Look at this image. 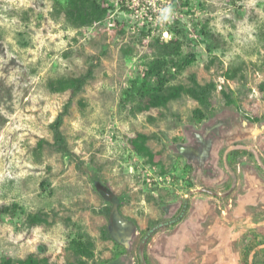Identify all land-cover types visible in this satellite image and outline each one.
Masks as SVG:
<instances>
[{"label":"rangeland","instance_id":"obj_1","mask_svg":"<svg viewBox=\"0 0 264 264\" xmlns=\"http://www.w3.org/2000/svg\"><path fill=\"white\" fill-rule=\"evenodd\" d=\"M100 1L107 17L76 27L64 2L0 0V205L21 208L0 219V261L37 253L54 264L75 263L70 242L81 228L94 242L89 264H172L162 252L172 251L175 236L183 238L176 264H243L249 233L264 231V0ZM169 6L170 22L159 21ZM177 31L182 56L195 62L172 85L190 87L195 78L215 89L209 104L183 95L149 108L143 86H154L155 78L148 63ZM90 68L93 78L62 127L85 162L78 169L47 144L70 97L48 84ZM230 117L244 136L214 133L209 157L195 155L194 145L204 148L196 134ZM139 134L151 138L148 155L131 145ZM212 164L219 179L205 186L215 177ZM97 181L122 198L121 213L137 222L127 249L102 238L108 220L91 209L109 204ZM196 189L213 195L191 193ZM187 203L182 220L159 228L141 253V232L176 219ZM37 213L45 222L31 228L27 216Z\"/></svg>","mask_w":264,"mask_h":264},{"label":"trees","instance_id":"obj_2","mask_svg":"<svg viewBox=\"0 0 264 264\" xmlns=\"http://www.w3.org/2000/svg\"><path fill=\"white\" fill-rule=\"evenodd\" d=\"M57 3H65V15L70 23L76 27L92 26L95 23L102 22L108 14L109 9L104 7L100 0H53ZM180 31L174 32V37L167 43L158 45L159 54L148 63V76L155 78L154 86H143L144 98L148 99L149 108H160L166 106L169 102L181 98L183 95H189L203 104H209L208 99L215 89V84L207 85L199 84L195 78H192L190 87L182 85H172L182 71L191 66L195 62L194 55L182 56L184 42L179 38ZM93 78V68H90L86 74L79 77H60L49 82L48 87L54 93L70 92V97L63 107V110L54 122L50 125L54 136V143H47L55 151L75 162L78 169L85 166V162L79 157L76 152H73L62 132V127L66 117L69 115L73 105L74 98L81 93L88 82ZM195 115H204L200 109L195 110ZM215 135L213 134V137ZM217 137V136H216ZM150 136L139 134L137 139L131 141L133 149L141 155H148L149 148L147 142ZM198 143L204 145L201 156L209 157L213 142L206 139V134H196ZM212 142V143H211ZM97 192L102 197L103 201L109 204L108 206L99 209L92 208L94 214L103 215L107 218L108 223L102 228V238L104 240H113L119 247L128 248L129 235L138 229L135 219L124 216L121 213L123 206L122 198L113 191L107 189L105 183L96 182ZM188 203L182 208L181 215L170 221H161L154 223L147 229L141 232L140 252L146 253L148 243L152 236L159 228L169 224H177L182 219ZM21 208L19 205H0V219L2 216H13L17 214ZM45 215L37 213L27 216L29 227H36L45 222ZM80 228V227H79ZM251 239L250 244L242 253L243 264H264V231L257 230L249 233ZM70 249L76 257L75 263L69 264H89L88 261L94 255L93 239L86 233L77 231L75 237L70 242ZM146 260V258H145ZM0 264H54L51 263L49 257L32 253L24 259L6 258L0 261Z\"/></svg>","mask_w":264,"mask_h":264},{"label":"flooded vegetation","instance_id":"obj_3","mask_svg":"<svg viewBox=\"0 0 264 264\" xmlns=\"http://www.w3.org/2000/svg\"><path fill=\"white\" fill-rule=\"evenodd\" d=\"M235 124H236V121H234V119L232 118V117H230V118H225V119H218V121H216L215 122V124L214 125H210V129H208L206 132V138H207V140L209 139V140H211V141H213V143H214V140L213 139H215L214 137H213V134L215 133V134H217V138H220V137H222V134L223 133H226V134H228V133H230V132H232V131H236L235 133H237L238 131H237V129H239V126L237 125V126H235ZM240 124V123H239ZM241 127L243 128L244 126H243V123H241ZM241 128V129H242ZM236 129V130H235ZM246 129H249V128H246ZM245 129V130H246ZM259 130L260 131H263L264 130V122L261 124V125H259ZM244 132V131H243ZM243 132H241V131H239V133H237L235 136L236 137H239L240 135V133H241V136L240 137H243L244 135H243ZM216 140V139H215ZM196 141V140H195ZM214 147H215V144L214 145H212V147H211V151H213L214 150ZM201 148V146L200 145H194V147H193V150H194V152H195V155H198V156H200L201 158H203L202 156H201V152H202V150L200 149ZM215 168V166L212 164V166L209 168V172H210V174H213L212 173V168ZM214 175V174H213ZM219 175H220V172L218 173V174H216V176L215 177H210V178H208V181L207 182H205V186H207L208 184H210V183H215L218 179H219ZM208 188V187H207ZM206 191L204 192V193H208V194H210L211 193V191H210V189H205ZM211 195H213L212 193H211ZM173 226H176L177 224H172ZM182 240H183V238H181V237H177V236H175L172 240H171V244H172V247H173V249H172V251L171 252H169V251H167V252H162V258L165 260V261H167V262H172V264H176L178 261H179V247L181 246V243H182Z\"/></svg>","mask_w":264,"mask_h":264},{"label":"clouds","instance_id":"obj_4","mask_svg":"<svg viewBox=\"0 0 264 264\" xmlns=\"http://www.w3.org/2000/svg\"><path fill=\"white\" fill-rule=\"evenodd\" d=\"M173 15V9L169 6L161 10V15L158 20L161 22H170Z\"/></svg>","mask_w":264,"mask_h":264},{"label":"water","instance_id":"obj_5","mask_svg":"<svg viewBox=\"0 0 264 264\" xmlns=\"http://www.w3.org/2000/svg\"><path fill=\"white\" fill-rule=\"evenodd\" d=\"M201 191H206L205 189H196V190H193L191 193H194V194H196V193H199V192H201Z\"/></svg>","mask_w":264,"mask_h":264}]
</instances>
